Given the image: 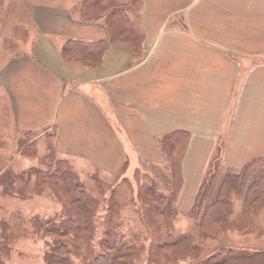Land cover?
Instances as JSON below:
<instances>
[{
  "label": "crops",
  "instance_id": "crops-1",
  "mask_svg": "<svg viewBox=\"0 0 264 264\" xmlns=\"http://www.w3.org/2000/svg\"><path fill=\"white\" fill-rule=\"evenodd\" d=\"M34 19L52 53L23 50L0 70L16 127L50 135L58 154L112 175L129 173L128 148L169 168L164 138L186 136L177 228L190 222L211 167L228 173L264 158V0H140V35L131 29L122 47L101 20L64 6L38 5ZM68 38L109 44L88 66L62 59Z\"/></svg>",
  "mask_w": 264,
  "mask_h": 264
},
{
  "label": "rangeland",
  "instance_id": "rangeland-1",
  "mask_svg": "<svg viewBox=\"0 0 264 264\" xmlns=\"http://www.w3.org/2000/svg\"><path fill=\"white\" fill-rule=\"evenodd\" d=\"M76 1L0 0V70L12 55L23 50L35 57H41L43 51L47 50L49 54L52 53L50 48L41 43L48 39L45 37L41 39L36 29L34 19L36 6L51 5L57 8L64 6L71 16L86 21L87 19H84L78 8L73 5ZM139 6L136 0L130 12H109L110 14L93 8L88 21L101 20L110 31V43L116 47H122L119 43L130 46L131 44L127 42L128 36L132 37L131 29L133 33L140 35ZM35 136L16 127L11 100L0 83V264H47L45 253L52 245L53 236L47 231L45 224L49 219L55 221L64 214L66 193L65 189L55 183L37 182L33 171L42 169L51 172L56 168L57 161L70 168L72 179L78 183L80 189L86 191L85 203L93 211L92 236L91 233L84 231L85 237L81 236V240L74 239L69 242L71 251H77V255L76 253L74 255V252L70 254L72 260L81 264L82 255L86 258L85 254L88 255L90 250L93 252L100 248L98 239L101 238L105 224L109 221L113 225L116 224L117 231L124 229L128 238L132 237L131 232L137 233L133 239L139 248L136 250L138 253L133 255L132 264H139L141 259L146 258L152 241L149 237H144L156 224L151 220L152 214L147 207L148 203L142 202L138 195L146 192L149 182L155 181L159 193L172 197L170 170L167 166L163 164L160 166L164 167H158L155 163H147L128 148L129 173L112 175L104 170L94 169L84 161L77 159L72 162L58 154L54 150L50 135ZM134 166L137 169L133 175L130 169ZM257 170L264 172L263 157L256 158L243 169L231 172L245 171V184H248L255 178L251 174ZM210 172L213 182L218 185L227 169L216 165L214 169L211 167ZM62 185L71 188V184H66V180ZM245 188L246 185L241 186L240 194H232L230 197L231 211L227 222L213 238L203 236L197 221L190 214L188 217L190 222L186 226L183 223L182 227L177 228L174 225L177 217L175 215L173 230L180 239L179 248L176 250L180 257H177L179 259L176 264H193L196 257L193 252L200 254V258L195 261L199 262L201 258L214 253L216 247L221 245L231 248L234 257H239L234 264L235 262L264 264V197L260 199V203L257 202L246 209L243 201ZM70 209L77 213L74 206ZM38 223L45 226L44 229H40ZM185 242L192 246L196 245L192 249L193 252L188 246H184ZM75 247L77 249H74Z\"/></svg>",
  "mask_w": 264,
  "mask_h": 264
},
{
  "label": "trees",
  "instance_id": "trees-1",
  "mask_svg": "<svg viewBox=\"0 0 264 264\" xmlns=\"http://www.w3.org/2000/svg\"><path fill=\"white\" fill-rule=\"evenodd\" d=\"M135 2L136 0H77L73 5L78 8L84 19L90 20L89 16L93 8L104 14H110L109 12L125 13L130 12ZM138 2L140 4V0ZM108 44V40L87 41L80 38H68L60 48L61 57L64 61H74L94 66L99 62ZM173 134L175 132L166 136L162 142V147L169 161V183L171 184L172 197L162 192L159 193L155 181L149 182L146 192L138 195L142 202L148 203L147 207L152 214L151 220L156 224L152 231L148 230L144 237L150 238L152 247L149 248L146 258L141 259L139 264H176L179 259L177 257H180L176 251L179 248L180 239L174 234L173 230V221L176 215L173 200L181 180V156L187 137L184 135L183 137H175ZM254 160L256 158L244 164L241 169L249 166V163ZM33 172L37 182L55 183L65 189L66 193L64 197L66 208L64 214L55 221L49 219L45 224L48 228L47 231L53 236L52 245L45 253V261L47 264H77L70 256L72 252L75 255L77 251H71L72 248L69 242L74 241V239L81 240V236L85 237L84 231L91 233L92 236L94 228L91 215L93 211L85 203L87 199L86 191L80 189L78 183L72 179L70 168L63 165L61 161H57L56 168L51 172H45L42 169H36ZM245 174V171L225 173L218 185L215 181L213 182L211 172L204 178L196 194L194 204L189 211V214L197 221L198 228L204 237L213 238L218 234V230L220 231L225 225L231 211L230 197L232 194L239 195L241 186L246 185L245 198L243 197L244 208L246 209L257 202L260 203V199L264 197V174L254 176L255 178L253 177L254 179L248 184H245ZM65 180L66 184H71V188L62 185ZM67 195L68 197H66ZM73 206L76 208L77 213L70 209ZM106 219L109 218L106 217ZM45 226L38 223L40 229H44ZM115 227L116 224L113 225L110 221L109 223L106 222L102 236L98 239L100 248L93 250V252L90 250L88 255L85 254L86 258L82 255L81 260L83 261L81 264H132L133 255L138 253L136 250L139 248V245L134 244L133 239L136 238L137 233L131 232L132 237L128 238L124 229H118L117 231ZM74 228L76 229L74 230ZM140 245L142 246V242ZM184 246H188L192 252L193 247H196V245H190L189 242H185ZM216 248L214 253L201 258V260L199 259V262L195 261L198 257L200 258V254L193 252L196 256H193L195 258H193L195 260L193 264H234V261L239 258L234 257L235 254L231 248L222 245ZM74 249H77V247Z\"/></svg>",
  "mask_w": 264,
  "mask_h": 264
},
{
  "label": "bare ground",
  "instance_id": "bare-ground-1",
  "mask_svg": "<svg viewBox=\"0 0 264 264\" xmlns=\"http://www.w3.org/2000/svg\"><path fill=\"white\" fill-rule=\"evenodd\" d=\"M135 167V166H134Z\"/></svg>",
  "mask_w": 264,
  "mask_h": 264
}]
</instances>
